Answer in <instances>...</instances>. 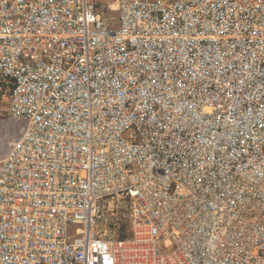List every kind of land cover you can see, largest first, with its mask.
<instances>
[{
    "label": "built area",
    "instance_id": "2783aa9c",
    "mask_svg": "<svg viewBox=\"0 0 264 264\" xmlns=\"http://www.w3.org/2000/svg\"><path fill=\"white\" fill-rule=\"evenodd\" d=\"M0 264H264V0H0Z\"/></svg>",
    "mask_w": 264,
    "mask_h": 264
}]
</instances>
